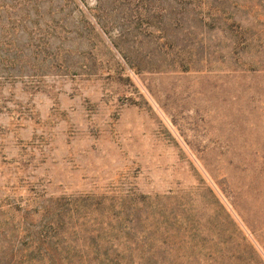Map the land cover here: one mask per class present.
<instances>
[{"label": "rangeland", "instance_id": "rangeland-1", "mask_svg": "<svg viewBox=\"0 0 264 264\" xmlns=\"http://www.w3.org/2000/svg\"><path fill=\"white\" fill-rule=\"evenodd\" d=\"M3 1L0 264H264V0Z\"/></svg>", "mask_w": 264, "mask_h": 264}, {"label": "trees", "instance_id": "trees-1", "mask_svg": "<svg viewBox=\"0 0 264 264\" xmlns=\"http://www.w3.org/2000/svg\"><path fill=\"white\" fill-rule=\"evenodd\" d=\"M13 6L14 5H12V7ZM8 7H9V5H7V3L5 1L0 0V11H1V9H5V8L7 9ZM8 18H10V16ZM10 19H12V18H10ZM8 22H10V21H8ZM13 23L14 22H12V25H10V26H13ZM10 28H12V27H9L8 30ZM5 45L7 46V48H4ZM11 45L12 46L14 45V48L16 46L14 41H12L11 39H7V38H5V36H2V38H0V58H3V60H6L7 62H15L16 61L15 56L9 55V52H11L10 51ZM2 66L5 70H7L5 65H2Z\"/></svg>", "mask_w": 264, "mask_h": 264}]
</instances>
